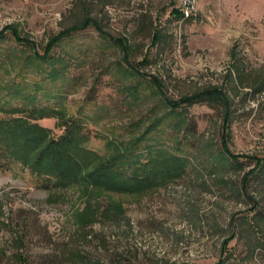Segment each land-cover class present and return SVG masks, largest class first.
I'll return each mask as SVG.
<instances>
[{
  "label": "rangeland",
  "instance_id": "obj_1",
  "mask_svg": "<svg viewBox=\"0 0 264 264\" xmlns=\"http://www.w3.org/2000/svg\"><path fill=\"white\" fill-rule=\"evenodd\" d=\"M198 1L179 20L180 0H0V135L12 142L0 167V264H264V185L244 182L248 158H264V91L239 85L235 71L242 63L264 77V0ZM85 17L101 31L60 40L49 55L69 62L50 91L59 97L27 113L11 91L33 55L20 44L43 55ZM213 88L229 97L230 118L218 97L189 109L195 137L182 177L128 192L95 182L162 98ZM223 139L238 170L217 169ZM59 143L66 150L55 154Z\"/></svg>",
  "mask_w": 264,
  "mask_h": 264
},
{
  "label": "trees",
  "instance_id": "obj_2",
  "mask_svg": "<svg viewBox=\"0 0 264 264\" xmlns=\"http://www.w3.org/2000/svg\"><path fill=\"white\" fill-rule=\"evenodd\" d=\"M173 13L179 20L192 19L185 18L179 9L174 10ZM91 25L101 31L97 22L85 17L56 37L44 50L43 55L39 54L36 48H33L29 40H23L26 44L20 45L27 46L33 51V55H28L25 63H21L18 67L17 79L13 80L11 91L16 98L21 100L24 111L34 115H42L46 113V109L42 108L40 104L42 96L54 99L59 97V95L56 98L52 97L50 91L59 89V86L66 81L69 62L63 56L49 58V55L60 40L73 37ZM5 37V32L0 31V41ZM154 38L158 42L161 41V36L158 33L154 35ZM17 40L22 42L19 37H17ZM231 55L233 59L236 58L234 53H231ZM235 71H237L239 85L259 92L264 91V77L262 75L249 76L242 63L239 67H235ZM31 78L37 80L33 82ZM46 83H50L51 87H46ZM215 97L224 102L227 115L231 104L230 99L217 88L198 92L194 96H183L178 101H173L167 97L162 98L161 110L155 114L154 121L146 127L137 139L129 143L128 149L118 153L114 152L111 160L103 162L97 171L99 176L95 178V182L107 185L114 190L128 192L152 187L159 179L171 180L182 177L187 173L190 164L188 149L193 145L191 138L195 137V129L189 124L191 122L188 114L189 109ZM227 117L230 118L229 115ZM183 133L184 135H182ZM0 136V167L5 168L7 163H11L12 153L9 147L12 142L10 140L5 141L4 137ZM223 142L226 158L221 161L222 164L217 169L227 172L238 170L242 165L239 163L240 158L230 151L227 140L223 139ZM63 143L68 148L71 141L64 139ZM63 143H59L57 148L54 149L55 154L63 153L66 150H62L63 146L61 144ZM248 159L254 164V170L245 176L244 182L254 179L253 182L264 185V158L249 157ZM215 170L214 166L211 171ZM228 259L229 257L225 261ZM222 261L224 262V260Z\"/></svg>",
  "mask_w": 264,
  "mask_h": 264
},
{
  "label": "built area",
  "instance_id": "obj_3",
  "mask_svg": "<svg viewBox=\"0 0 264 264\" xmlns=\"http://www.w3.org/2000/svg\"><path fill=\"white\" fill-rule=\"evenodd\" d=\"M179 10L185 18H192L197 12L198 0H180Z\"/></svg>",
  "mask_w": 264,
  "mask_h": 264
}]
</instances>
